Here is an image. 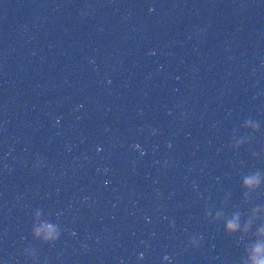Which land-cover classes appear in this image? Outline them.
Wrapping results in <instances>:
<instances>
[{"label": "water", "instance_id": "obj_1", "mask_svg": "<svg viewBox=\"0 0 264 264\" xmlns=\"http://www.w3.org/2000/svg\"><path fill=\"white\" fill-rule=\"evenodd\" d=\"M0 264H264V0H0Z\"/></svg>", "mask_w": 264, "mask_h": 264}, {"label": "clouds", "instance_id": "obj_2", "mask_svg": "<svg viewBox=\"0 0 264 264\" xmlns=\"http://www.w3.org/2000/svg\"><path fill=\"white\" fill-rule=\"evenodd\" d=\"M233 227H235V225H234L233 223L230 222V224H229V228H233ZM257 251H259V248L257 249Z\"/></svg>", "mask_w": 264, "mask_h": 264}]
</instances>
